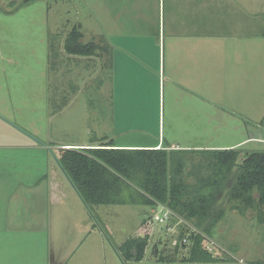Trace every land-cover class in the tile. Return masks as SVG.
<instances>
[{
    "label": "crops",
    "instance_id": "crops-1",
    "mask_svg": "<svg viewBox=\"0 0 264 264\" xmlns=\"http://www.w3.org/2000/svg\"><path fill=\"white\" fill-rule=\"evenodd\" d=\"M32 1L40 0L20 5ZM90 5L89 30L77 23L47 31L48 119L73 106L66 103L80 92L78 76L82 84L90 80L98 100L106 96L105 115L95 110L89 143L53 146L48 137L40 145L33 140L0 145V151L10 150L7 170L0 152V264H49L52 230L58 235L67 224L83 229V223L93 231L77 193L72 189L77 199L72 194L66 199L71 186L48 149L94 148L106 138L117 149L164 148L200 158L201 151L264 145V0H91ZM76 26L81 42L91 44L89 56L67 54L62 41L55 45ZM133 134L139 135L130 141ZM75 201L76 221L67 207ZM51 264L58 263L52 258Z\"/></svg>",
    "mask_w": 264,
    "mask_h": 264
},
{
    "label": "rangeland",
    "instance_id": "rangeland-1",
    "mask_svg": "<svg viewBox=\"0 0 264 264\" xmlns=\"http://www.w3.org/2000/svg\"><path fill=\"white\" fill-rule=\"evenodd\" d=\"M22 1L25 0H0V56L3 57L0 58V145L9 147L32 140L40 145L48 142V137L51 138L50 142L55 143L50 144L53 146L89 143L93 138L89 129L93 128L92 121L96 117L94 112L96 110L105 115L106 96H101L103 100H98V96L91 92L90 80H85L82 84L78 76L74 82L78 83L75 89L78 88L80 92L75 95L74 102L66 103L73 106L49 121L48 111L49 108L52 111V108L47 99L49 73L47 74V53L44 47L45 41L48 43V29H69L77 23L90 29L93 22L91 0H40L20 5ZM16 8L18 10L14 13L5 14ZM63 39V36L56 38V47L61 41L63 46ZM84 41H90V38L85 37ZM138 135H130V139L127 137L125 141H134ZM144 140L145 138L135 142ZM252 148L254 151H262L264 145L254 143ZM57 151L53 152L51 148L46 153L55 164L54 156ZM0 152L3 168L6 169L9 167L7 156L10 150L3 148ZM36 156L42 157L37 152ZM188 159L184 180L191 185L195 180L194 173L206 175L208 171L198 168V155L191 154ZM72 189L68 187L67 200H71L70 194L77 199ZM225 194L224 192L215 205L216 210L224 207L225 213L211 236H207L213 244L209 246L210 252L218 261L193 264L264 262V223L256 221L255 210H248L244 215L233 210L232 206L238 202L226 203ZM78 204L75 201L67 206L72 212L69 216L73 215L75 221L80 217ZM158 211V206H100L94 216L89 213L93 230L91 233L84 230L83 223L80 224L83 229L79 225L67 224V228L59 231L58 235L52 230L54 239L48 245L49 259L54 258L58 264H192L179 260L188 257V236L200 233V229L192 221L173 214L168 217L167 224L161 227L151 224L149 232L140 231L142 221L146 218L151 220ZM181 234L185 235L187 242L181 240ZM145 236L147 247L144 258L123 263L117 254L118 246L127 238ZM181 242L185 246L178 247L174 254L175 245ZM170 258H174L173 261H168Z\"/></svg>",
    "mask_w": 264,
    "mask_h": 264
},
{
    "label": "trees",
    "instance_id": "trees-1",
    "mask_svg": "<svg viewBox=\"0 0 264 264\" xmlns=\"http://www.w3.org/2000/svg\"><path fill=\"white\" fill-rule=\"evenodd\" d=\"M16 10L18 8L12 12ZM81 39L79 27H73L64 40V51L70 55L89 56L91 44L82 43ZM54 51L50 44L51 57ZM100 143L88 149L60 148L54 156L87 211L94 216L95 208L99 206H165L200 229L199 234L188 236V257L179 260L192 264L218 261L204 248L203 234L211 236L222 219L225 208L216 210L215 205L224 192L226 203L238 202L232 206L233 210L240 215L255 210L256 221L264 223V150L201 151L197 166L208 172L206 175L194 173V183L189 185L184 180L189 162L186 151L117 149L113 141L106 138ZM150 230L151 222L146 218L140 231ZM180 237L187 242L185 235ZM183 246L185 243L176 244L174 254ZM146 247V236L127 238L118 246L117 254L123 263L140 261Z\"/></svg>",
    "mask_w": 264,
    "mask_h": 264
},
{
    "label": "built area",
    "instance_id": "built-area-1",
    "mask_svg": "<svg viewBox=\"0 0 264 264\" xmlns=\"http://www.w3.org/2000/svg\"><path fill=\"white\" fill-rule=\"evenodd\" d=\"M157 206L159 207V211L154 213L150 222L152 225L161 227L165 223L167 224V222H169L168 219L173 216V213L168 208H166L165 206H162V205H157ZM203 238H204V243L206 244V246L204 248L209 253H211L209 246L213 245L212 242L210 241V239L207 236L205 237L203 235ZM183 241L186 242V239H183Z\"/></svg>",
    "mask_w": 264,
    "mask_h": 264
},
{
    "label": "water",
    "instance_id": "water-1",
    "mask_svg": "<svg viewBox=\"0 0 264 264\" xmlns=\"http://www.w3.org/2000/svg\"><path fill=\"white\" fill-rule=\"evenodd\" d=\"M59 166V165H58ZM60 168V167H59ZM60 170L62 171V173L64 174V176L66 177L67 181L69 182V184L71 185V187L73 188V190L75 191L74 189V186L72 185V183L70 182V180L68 179V177L66 176V174L64 173V171L60 168Z\"/></svg>",
    "mask_w": 264,
    "mask_h": 264
}]
</instances>
